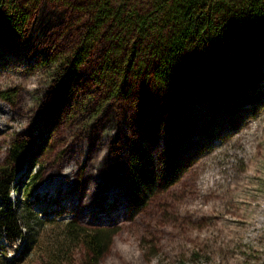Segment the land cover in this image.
I'll return each instance as SVG.
<instances>
[{
	"label": "rangeland",
	"instance_id": "obj_1",
	"mask_svg": "<svg viewBox=\"0 0 264 264\" xmlns=\"http://www.w3.org/2000/svg\"><path fill=\"white\" fill-rule=\"evenodd\" d=\"M12 1L27 18L15 32L0 31V174L11 170L7 202L18 211L27 201L36 225L12 241L0 231V256L17 264H94L81 243L62 237L63 224L74 221L114 233L97 264H264V90L255 94L250 86L240 110L223 104L217 116L207 89L198 87L192 98L188 92L192 112L179 121H187L180 139L170 114L174 86L153 85L145 68L152 59L134 61L142 70L131 72L117 97L108 83H119L115 69L125 66V54H114L102 69L103 42L62 80L54 70L70 58L86 15L74 0ZM45 123L53 135L48 140ZM76 143L62 172L51 178ZM87 144L94 153L79 180L99 169L109 185L120 181L127 203L120 223H93L69 212L68 194ZM14 145L25 147L15 160ZM168 146L182 168L171 182V169L161 174L158 162ZM144 149L157 160V181L136 211L129 164ZM44 183L54 185L43 190ZM105 194L113 203L115 191Z\"/></svg>",
	"mask_w": 264,
	"mask_h": 264
},
{
	"label": "trees",
	"instance_id": "obj_2",
	"mask_svg": "<svg viewBox=\"0 0 264 264\" xmlns=\"http://www.w3.org/2000/svg\"><path fill=\"white\" fill-rule=\"evenodd\" d=\"M74 1L77 2L74 5L86 15L87 21L82 24L70 58L60 61L54 70L55 75L63 80L67 72H72L91 48L103 42L105 51L102 57L107 64L102 65V69L109 68L114 54H125V66L115 69L119 83H108L113 87L110 96L117 97L121 85L125 86L131 72L135 75L140 67L134 61L138 62L140 56H148L147 59L152 60L145 68L151 74L149 77L153 85L159 88H167L170 84L174 86L177 100L170 114L175 121L176 136L180 139L184 135L187 121H179L189 117L192 112L189 108L190 100L185 98L188 92L192 98L198 87L207 89L212 115L217 116L218 107L223 104L227 111L240 110L249 99L250 86H253L255 94L264 90H261V81L264 80V0ZM26 18V13L14 1L0 0V31L15 32L18 23L24 24ZM64 64L66 66L62 68ZM52 120L50 117L48 124ZM48 124L43 129V140H48L52 135ZM78 145L76 143L69 147L59 166L50 174L51 178L62 172L72 149ZM85 146V161L75 173L74 187L68 194L70 212L93 223H120L127 217V203L122 201L123 188L120 181L114 184L115 187L109 185L99 169L89 171L79 180L82 166L91 164L90 157L94 153L91 144ZM24 148L22 145H14L11 157L14 160L18 158ZM176 154L168 146L160 156L162 160H158L161 174L167 168L173 173L167 179L168 182L182 171ZM135 157L136 160L129 164L130 199L132 207L138 211L156 188L157 160L145 149ZM1 171L0 203H3L0 206V231L4 239L12 241L22 238L23 229L33 231L36 218L32 216V207L27 201L18 211L8 204L11 170L4 167ZM94 177L98 178L97 182ZM33 179H38V176L35 174ZM110 189L116 193L112 204L105 200V193ZM97 190H101L98 195ZM85 210L89 214L86 215ZM62 227L64 233L61 234L65 242L81 243L87 257L94 264L106 253L114 237V233L108 229L84 228L74 221H68ZM2 257L0 264H17Z\"/></svg>",
	"mask_w": 264,
	"mask_h": 264
},
{
	"label": "bare ground",
	"instance_id": "obj_3",
	"mask_svg": "<svg viewBox=\"0 0 264 264\" xmlns=\"http://www.w3.org/2000/svg\"><path fill=\"white\" fill-rule=\"evenodd\" d=\"M54 185V183H52V184H50V183H44L42 186H41V188L43 189V190H46V189H49V188H51L52 186ZM72 190V189H71ZM115 201V200H114ZM113 201V202H114ZM109 204V203H108ZM112 204V203H111ZM70 205H71V201H70V204H69V209H70ZM69 212H70V210H69Z\"/></svg>",
	"mask_w": 264,
	"mask_h": 264
}]
</instances>
